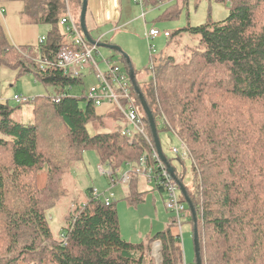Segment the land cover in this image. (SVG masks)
<instances>
[{"label":"trees","instance_id":"trees-1","mask_svg":"<svg viewBox=\"0 0 264 264\" xmlns=\"http://www.w3.org/2000/svg\"><path fill=\"white\" fill-rule=\"evenodd\" d=\"M65 1L22 0L25 21L49 26L36 47L10 45L0 25V65L32 73L35 81L54 89L52 95L25 100L32 105L27 123L12 117L15 107L0 104V264H146L156 240L161 242V264H179L181 249L171 233L172 222L145 241H127L114 203L94 200L91 188L87 202H69L75 207L60 230L65 239L51 234L46 211L65 196L62 186L83 151L95 150L99 163L112 168L136 164L142 155L155 164L142 135L122 134L118 110L97 115L87 99L88 88L81 95L71 92L83 85L85 74L72 76L53 66L63 48L74 47L60 25ZM226 1L230 9L223 19L169 32L168 38L181 33L197 37L196 45L183 46L189 51L184 60L171 54L174 48L164 60L151 56L148 79L141 82L134 71L135 81L158 136L171 131L189 150L188 184L162 152L194 207L201 264H264V0ZM166 2L158 20L177 15L175 0H142L144 7ZM38 57L53 65L40 69ZM120 59L128 73V64ZM130 87L153 142L132 83ZM40 173L45 174L43 185ZM137 178L131 176V190ZM139 194L129 193V201H139ZM181 200L186 204L183 196ZM190 222L193 226L192 216Z\"/></svg>","mask_w":264,"mask_h":264},{"label":"rangeland","instance_id":"rangeland-1","mask_svg":"<svg viewBox=\"0 0 264 264\" xmlns=\"http://www.w3.org/2000/svg\"><path fill=\"white\" fill-rule=\"evenodd\" d=\"M66 1L73 20L79 24V13L82 0ZM130 3L132 6H134L136 9L135 11L140 16L134 25L140 24L143 29L141 27L139 29L135 27L134 29V27L128 25L125 27L117 26V28L114 30H118L117 33H112L109 37H104L101 41L113 42V38L120 32H130L131 34H137L140 38L139 40L135 41V43H137L138 47L140 48L137 53H139L141 59L143 57V60L139 62L138 60L134 61L135 59H133V63L135 62L134 64L136 70L141 71L139 73V80L143 82L148 79L146 68L149 67L150 55L164 60L167 57L166 54H170L172 52L171 50L174 48L171 54L175 53V58L178 60H184L187 55H189V51H187V49H183V46L185 45L189 49L193 45H196L197 37L189 35L188 33H181L167 39L163 36H158L151 40V43H154V51L150 52L149 54V46L143 36L145 24H143V18L141 17L142 9L135 2L130 1ZM175 4L177 6V10L179 11L177 15L173 18H163L160 20H158L157 17L168 7V2L155 7L145 6V8H147L145 16L146 29L151 27L153 24L152 20L154 18L155 24H157L156 26L160 31L168 30L173 34L177 29L186 26L188 23L191 26H196L205 23L208 20L219 21L227 16L230 6L226 0H188L187 3H182L181 0H175ZM43 27L45 32H47L48 27ZM63 30H65L64 26ZM162 54L164 56H160ZM95 58L101 70L106 69V63L104 59H110L114 64L123 67V63L120 60V55L116 54L113 50L107 47L99 46L98 54L95 56ZM17 69H13L7 65H0V104L7 103L9 106L15 107L12 117L15 120H20L27 123L32 119V105L30 102L24 103L15 101L13 99L14 94L25 96L31 101L37 96L54 94V89L50 86L46 87L39 81H35L32 73L18 74ZM91 75L92 74H85L83 85H81V87H71V91L74 94L81 95L82 89H87L90 84L95 83V77ZM118 123L121 124L120 121H118ZM87 129L90 134L94 133V128L91 124L87 126ZM99 130L102 131V129ZM0 136H2L1 132ZM159 139L164 153L167 155V157L172 159V164L176 168L177 172H179V174L183 172L181 175L183 183L188 184L191 178L190 159H184V161L179 162L176 160V155L171 153L172 147L180 146L179 139L174 133L168 130L160 132ZM98 164L99 157L95 150L86 149L82 153L81 160L75 162L72 164L73 166L70 167L72 168V173L70 170L68 173L69 178L65 180L66 184L62 186L65 190L64 192L66 193L65 196L55 207L46 211V219L52 236L57 237L59 235L61 228L64 226L68 211H72L74 209V202L72 201L69 203L71 200L76 199L82 203L87 202L85 193L88 188L95 189L98 193L103 194L104 197H108L110 201L114 203L117 211L121 237L127 241L133 243L145 241L157 231L163 230L167 226L168 221H170L169 223L172 222L173 215L164 205V195L160 190H158L153 182L148 181L142 176H138L135 187H133L134 189L132 188V190L127 184H123L121 182L111 185L109 179L106 176L99 174L97 169ZM105 167L108 168L107 166ZM125 171V166L120 167L117 177L120 178ZM70 186L71 191L69 189ZM131 191L140 193L139 196L141 199L131 203L128 199L129 193H132ZM67 195L72 197L67 199ZM190 216V211L187 209L182 222V246L180 248L186 264H194L195 257L193 226L190 222ZM171 227L174 229L172 224ZM156 246L157 244L154 245L153 241L151 243L146 264H157L158 260L159 264H161V244L160 248ZM20 264L27 263L20 262ZM179 264H183L182 255Z\"/></svg>","mask_w":264,"mask_h":264},{"label":"built area","instance_id":"built-area-1","mask_svg":"<svg viewBox=\"0 0 264 264\" xmlns=\"http://www.w3.org/2000/svg\"><path fill=\"white\" fill-rule=\"evenodd\" d=\"M143 8L142 0H132ZM60 25L65 27V33L72 40L73 48L65 47L58 54V59L53 65L52 62L46 58L38 57L35 62L40 69L48 66H57L63 70L64 73L76 76L78 74H90L95 77V83L89 85L86 96L87 99L92 101L94 107H99L103 104H111L118 110L122 118L127 122V125L122 129V134L131 136L133 133L142 135L152 150V157L155 164L150 165L147 163L145 155H142L139 162L136 164L127 162L125 163L126 171L117 177L120 167L112 168L110 165L99 163L97 169L99 174L106 176L111 185L121 182L123 184L129 183L131 176H142L148 181L155 184L157 188L161 189L164 195V205L173 215L172 225L174 226L175 233L173 234L182 246V222L187 206L182 202V193L179 185L175 179L168 172L165 164L159 158L153 142L145 134L144 120L139 112L136 101L131 92V82L128 73L122 70V67L114 64L110 59H104L106 69L101 70L95 56L98 54L97 46L90 44L83 35L79 24L76 23L72 16L70 9L65 1V12L60 19ZM163 35L169 36V31L159 30L156 27H151L146 35L149 54L154 51V45L151 40L155 37ZM43 43V39H39V44ZM153 55H150V57ZM152 67V62H149V68ZM13 99L17 102H25L27 97L21 95H14ZM171 153L178 156L180 159H188L190 153L186 145L180 141L179 147H173ZM107 166L108 168H106ZM90 195L94 200H101L105 205L111 203L108 197L98 193L95 189L91 188ZM83 206V204H82ZM59 238L63 241L65 239L64 232L59 233ZM160 248V241H154V245ZM156 246V247H157ZM183 264V253L181 252ZM159 264V260L158 263Z\"/></svg>","mask_w":264,"mask_h":264},{"label":"crops","instance_id":"crops-1","mask_svg":"<svg viewBox=\"0 0 264 264\" xmlns=\"http://www.w3.org/2000/svg\"><path fill=\"white\" fill-rule=\"evenodd\" d=\"M130 1L132 2V0H87L85 21H86L87 30L93 40L102 42L101 40L104 37H109L112 33L114 34L118 32V30L114 31L115 28H117V26L125 27L128 25L134 27V29L135 27H137L138 29L141 27L140 24L134 25V23L138 20V18H140V16L139 14H137V12L135 11L136 9L134 8V6L131 5ZM140 8L142 9L141 10V17L143 18L142 21L143 24H145L143 36L148 44L146 38L148 30L151 27H156V28L158 27L156 26L157 24H155V19L153 18L152 20L153 24L149 29H146L145 16H146L147 8H145L144 6L143 8L140 6ZM22 11H23L22 0H0V25L3 28L7 41L10 45H13L14 47H30V48L36 47L39 44V39H43L46 33L48 32L49 26L44 24L38 25L25 21V19L22 17ZM43 26L48 27L47 32H45ZM63 31L65 32V30ZM165 38L167 39L168 37ZM139 39L140 38L138 37L137 34H133V33L131 34L130 32H120L118 35H116L113 38V42L110 41L103 42L107 44L117 45L121 48L122 51L127 53L131 65L138 79H139V73L141 71L136 70L134 64L135 62L133 63V59H135L134 61L138 60L139 62L143 60V57L141 59L139 53H137V51L140 50V48L138 47L137 43H135V41ZM152 44L154 45V43ZM114 110L116 109L111 104H103L99 107H96L95 112L97 115L103 116ZM120 121H121L120 123L123 124V127L127 125V122L123 118H121ZM102 131L106 132L108 130L102 129ZM161 149L163 150L162 144H161ZM70 170L72 173V168H70L69 171ZM43 174L44 173H40L41 185H43L45 180V174L44 175ZM69 189L71 191V186ZM68 197H69L68 199H70V197L72 196H68ZM169 222L170 221L167 222L166 227H168ZM170 228H171L170 229L171 233L174 234L175 229H172V227Z\"/></svg>","mask_w":264,"mask_h":264},{"label":"water","instance_id":"water-1","mask_svg":"<svg viewBox=\"0 0 264 264\" xmlns=\"http://www.w3.org/2000/svg\"><path fill=\"white\" fill-rule=\"evenodd\" d=\"M86 7H87V0H82L80 13H79V27H80L82 33L84 34V36L86 37V39L90 43H92V44H94V45H96L98 47L99 46H103V47H107V48H109L111 50H115V51L119 52L120 55L123 56V58L125 59L126 63L129 66L128 75H129V78L131 80V83H132V86L134 88V91L137 94V96L139 97L143 113L145 114L146 120H147V122L149 124L156 152H157L159 158L161 159V161L165 164L168 172L177 181V183L179 185V188H180V191L182 193V196L184 198V201L186 202V204H187V206H188V208L190 210V213H191V216H192V219H193V243H194V251H195V264H201V259H200V256H199L198 233H197V228H196V224H195L196 218H195L194 207H193V205H192V203L190 201V198L188 197V195L186 193V190H185L183 184L180 181H178V179L176 178V175L174 173V168L169 164V162L166 159V156L162 152L160 139H159V136H158V133H157L156 124H155L153 115H152L149 107L147 106V104H146V102H145V100H144V98H143V96H142V94L140 92V89H139L138 85L136 84L135 73H134V69H133V67L131 65L130 59H129L128 55L124 51H122L119 46L112 45V44H107V43H103V42H98V41L92 39V37L90 36V34H89L88 30H87V27H86V21H85Z\"/></svg>","mask_w":264,"mask_h":264},{"label":"bare ground","instance_id":"bare-ground-1","mask_svg":"<svg viewBox=\"0 0 264 264\" xmlns=\"http://www.w3.org/2000/svg\"><path fill=\"white\" fill-rule=\"evenodd\" d=\"M144 6V5H143ZM230 9V8H229ZM213 22V21H212ZM34 78V77H33ZM63 90V89H62ZM136 94V93H135ZM150 148V147H149ZM101 156V155H100ZM149 160V159H148ZM109 163H110V161H109ZM135 187V186H134ZM134 189V188H133ZM92 200V199H91ZM138 200V199H137ZM191 200V199H190ZM109 206V205H108ZM66 216V215H65Z\"/></svg>","mask_w":264,"mask_h":264},{"label":"clouds","instance_id":"clouds-1","mask_svg":"<svg viewBox=\"0 0 264 264\" xmlns=\"http://www.w3.org/2000/svg\"><path fill=\"white\" fill-rule=\"evenodd\" d=\"M129 76V75H128ZM130 79V78H129ZM131 81V80H130Z\"/></svg>","mask_w":264,"mask_h":264}]
</instances>
